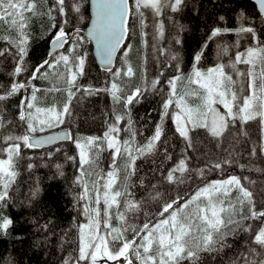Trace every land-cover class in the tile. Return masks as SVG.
<instances>
[{
	"label": "snow or ice",
	"instance_id": "obj_1",
	"mask_svg": "<svg viewBox=\"0 0 264 264\" xmlns=\"http://www.w3.org/2000/svg\"><path fill=\"white\" fill-rule=\"evenodd\" d=\"M169 3L170 0H91L93 14L88 18L91 26L84 36L78 26H73L72 32L65 30L72 23L66 7L74 11L79 23L85 21L87 9L84 0L70 5H66V0H52L46 11L38 7V0H0V25L9 33L0 36V39L15 48V56L18 57L12 73L14 78L27 71L24 62L31 38L29 28L34 17L46 16L51 21L50 28L56 30L51 40L53 48L63 49L65 45L69 46L65 50L66 54L45 59L35 67L30 79L24 82L14 79L10 88L0 94V102H3L20 94L21 90L28 92L31 89L30 95L24 96L19 104L18 120L24 128L23 134L5 132L4 129L12 121L5 122L0 113V142L5 145L0 152L6 154V158H0V235H9V230L13 228V219L4 215L3 210L12 199L10 193L20 175L18 165L24 159H31L24 155L23 150L41 148L58 140H70L77 149V156H68L67 159L74 163L77 175L73 184L80 189L74 196V201L79 206L77 211L86 222L75 225L79 239L78 255H70L63 264H199L201 253L222 250L226 246L228 235L237 231L246 233L248 239L245 240V252L240 253L233 264H264V202L257 206L253 193L241 183L240 177L230 175L223 180L211 181L188 199L177 196L164 201L158 185L153 184V191L148 198L154 202L162 201L161 207L155 217H149L145 212L142 224L134 221L143 210L144 200L136 199L133 189L137 185L132 181L137 172L136 161L146 155H154L158 151V145L163 146V123L173 106L179 109L172 119L176 131L185 141V148L177 162L166 173L161 172L162 180L158 182L161 185L165 182L173 185L186 182V174L190 175L192 172L189 168L191 158L187 151L195 147L190 133L197 129H203L215 139L217 146L223 142L229 128H235L237 123L243 126L251 121H259L264 130V39H261L255 27L242 23L239 28L213 29L209 40L234 33L239 38L247 34L253 42L244 51H237L234 58H229L228 63H217L206 71L201 70L198 65L203 56L202 50L194 56L190 75L185 76L179 63L176 64L179 74L167 81L169 93L162 104L161 122L144 144L136 141L137 133L130 115L127 117L126 127L122 129L120 125L125 123V115L118 113H114L113 121L107 124L100 136L74 137L70 131H65L62 135H36L38 132L58 128L66 120H71L72 101L80 91L88 95L109 92L115 104L123 103L127 114L130 111L128 106L133 100H137L142 92L148 91L147 86L137 87L131 95L125 97L121 95L123 88L116 82L122 72L129 79L135 76L134 69L127 60L131 44L123 52L126 70L115 71L110 88L104 89L77 84V78L84 74L87 58L86 53L79 49L85 40L94 41L102 62L111 64L113 55L128 39L129 18H139L142 42L146 46L147 40L144 38L147 33L144 29L147 24L144 10L159 16ZM182 3L183 0H174L171 11H178ZM256 4L259 6V13L264 16V0H256ZM57 16L61 18L58 28ZM241 19H244L243 14ZM158 31L162 37V24ZM239 44L237 39L235 47L239 48ZM206 47L207 43L203 48ZM7 51L8 48L0 50V56ZM228 53L227 45H218V59ZM171 59L177 60V56L173 54ZM238 65H245V70H241ZM60 66H63L67 76L58 71L54 74L65 81L66 87L62 89L52 85L43 91L45 95L64 92L66 98L62 104L53 102L42 106L43 97L38 95L42 89L31 81L41 76L47 78L49 69L55 70ZM234 75L237 79H233ZM159 82V79L153 80L151 88L156 90ZM121 132L127 134L126 139H121ZM243 134L247 135L246 132ZM261 150L264 151V145ZM255 151L253 148V155ZM105 152L109 154L107 170L99 166ZM164 152L165 159L171 160L172 156L167 154L166 148ZM232 163L228 158L209 161L206 169L198 170V175L203 178L206 170L222 172L224 165ZM33 167V163L26 165L29 170ZM55 167L57 174L62 177V166L56 164ZM240 167L243 169L244 165ZM143 183L140 180L139 186H143ZM39 192V187H36L32 191V197L35 198ZM233 193H236L235 196ZM113 219L118 222L115 226ZM245 221H257L258 224L254 228L251 223L245 224ZM43 227L47 229V224Z\"/></svg>",
	"mask_w": 264,
	"mask_h": 264
},
{
	"label": "trees",
	"instance_id": "obj_2",
	"mask_svg": "<svg viewBox=\"0 0 264 264\" xmlns=\"http://www.w3.org/2000/svg\"><path fill=\"white\" fill-rule=\"evenodd\" d=\"M84 2L87 11L83 23H79L74 11L66 7L72 22L71 25L66 26V31L72 32L73 26H78L82 29L81 35H84L83 30L90 17L89 2L88 0ZM172 2L173 0H170L159 16L144 10L147 24L144 29L147 33L144 38L147 40L146 46L142 42L139 18L131 17L128 41L119 54L114 71L105 72L97 66L91 45L87 40L79 49L86 53L87 58L84 74L77 80V84L90 86L93 89H104L110 88L115 71L126 70L123 52L130 43L131 51L127 60L133 67L135 76L129 79L122 72L116 82L123 88L121 95L125 97L131 95L135 88L147 86L148 91L142 92L137 98L139 102L133 100L128 106L130 111L125 114L123 103L115 104L109 92L101 91L88 95L80 91L72 101V119L66 120L61 127H69L74 137L100 136L106 130L107 124L113 121L114 113L125 115V123L120 125L122 129L126 127V120L130 115L137 133L136 141L138 144H144L161 122L162 104L169 93L167 81L179 74L176 71L177 63L182 73L188 76L192 72L194 56L202 50L203 56L198 66L206 68L217 63H226L230 57L234 58L237 51H244L245 47L253 43L247 34L239 38L234 33L209 40L213 29L217 27L234 29L239 28L243 23L245 26L255 27L258 35L264 39V19L251 0H183L176 12L171 11ZM76 3H80V0H66V5ZM51 4L52 0H47V3L45 0H38V7L42 11H46ZM60 19L57 16V28L60 27ZM50 24L51 21L46 16L34 17L31 20L29 28L31 38L24 62L27 71L15 78L12 73L18 58L15 56L16 49L0 39V50L9 49L0 56V94L10 88L14 79L21 82L30 79L35 67L45 59H49V41L56 33L55 29L50 28ZM161 24L162 37L158 31ZM3 35L9 33L0 25V36ZM237 39L240 41L239 48L235 47ZM205 43L207 47L203 48ZM219 44L227 45L229 53L218 59ZM68 47L67 45L63 50ZM173 54L177 56V60L171 59ZM155 79H159L160 82L156 90H153L151 82ZM31 83L41 86L40 94L44 95L43 90L51 87L47 81L42 82L40 78ZM30 90V88L28 92L21 90L20 94L0 102V113L5 122L12 121L4 129L5 132L16 134L18 130L19 134L24 133V128L18 120L19 104L24 96L29 95ZM163 127L164 135L161 137L163 146L158 145V151L154 155H146L136 161L137 172L132 181L137 187L133 191L137 200H144V205L135 223L144 222L145 212L149 217H155L162 201L177 196L188 199L205 184L228 178L230 175L241 178V183L253 193L258 207L264 202V151L261 150V146L264 145V130L259 121H251L243 126L237 123L235 128L230 127L219 146L203 129L190 133L195 144L194 149L187 151V155L191 158L189 168L192 172L190 175L186 174V182L175 185L166 182L161 185L158 182L162 180L161 172L166 173L181 157L185 141L179 136L169 116L165 118ZM245 132L247 135L243 134ZM126 138L127 134L121 132V139ZM3 146L4 144L0 142V149ZM165 148L167 154L172 156L171 160L165 159ZM253 148L256 150L255 155L252 154ZM56 149L60 150L56 151ZM23 151L24 155L31 159H24L18 165L20 175L10 193L12 199L8 202V207L3 210L4 215L12 218L14 223L9 235H0V264H63L70 255L72 257L78 255L79 239L75 225L86 222L83 215L77 211L79 206L74 201V196L80 192V189L73 184L77 172L74 163L67 159L68 156H77V149L70 141L52 147ZM108 156L109 154L105 152L99 163V166L105 170L109 163ZM225 158L231 159L233 163L224 165L222 172L206 170L203 178L198 175V170L206 169L209 161ZM28 163H33L35 167L31 170L27 169ZM56 164L62 166L64 172L62 177L57 174ZM240 165H244V168L241 169ZM140 180H143V186H139ZM153 184H157L158 190L163 193L161 202H154L148 198L149 193L153 191ZM36 187H39L40 192L33 198L32 191ZM249 223L254 228L258 224L257 221H245V224ZM45 224L47 229L43 227ZM246 239L248 236L243 231L230 233L225 241L226 246L222 250L201 253L199 264H233L240 253L245 252Z\"/></svg>",
	"mask_w": 264,
	"mask_h": 264
},
{
	"label": "rangeland",
	"instance_id": "obj_3",
	"mask_svg": "<svg viewBox=\"0 0 264 264\" xmlns=\"http://www.w3.org/2000/svg\"><path fill=\"white\" fill-rule=\"evenodd\" d=\"M172 3H174V0H173V2ZM59 54H66V52L64 51V50H61L60 52H58L57 54H55L54 56H58ZM52 59V58H51ZM229 61V60H228ZM228 61L226 62V63H228ZM213 66H215V65H213ZM213 66H208V67H206V68H204V67H200V66H198L201 70H204V71H206L208 68H210V67H213ZM238 67L241 69V70H245V68H246V66L245 65H238ZM44 71V70H43ZM61 72V73H64V75L65 76H67V72L65 71V69L63 68V66H60L58 69H55V70H53V69H49V75L47 76V78H45V77H43V76H41L40 77V80L42 81V82H44V81H47L48 83H49V86H52V85H55V86H57V87H60V88H65L66 87V84H65V81L64 80H62V79H58L57 78V76L54 74L55 72ZM226 71H228V69H226ZM191 74V73H190ZM189 74V75H190ZM80 77H78L77 78V80L79 79ZM233 79H237V77L234 75L233 76ZM36 87H38V88H40L41 86H39V85H36V84H34ZM42 87H44V86H42ZM193 87H195V86H193ZM30 93H31V90H30V92H29V95H30ZM38 95L39 96H41V97H43V100H42V106H47V105H50L51 103H53V102H57V103H59V104H62L63 103V101H64V99L66 98V96H65V93L64 92H59V93H48L47 95H44V94H40V93H38ZM217 107H219V105H217ZM179 111V109H175V107L173 106V108H170L169 109V117H170V119H171V121L174 123V121H173V119H172V117H173V115L176 113V112H178ZM221 111H223V109H221ZM175 124V123H174ZM16 125V124H15ZM62 126V125H61ZM60 126V127H61ZM59 128V127H58ZM54 129H57V128H54ZM50 130H53V129H50ZM49 131V130H48ZM47 132V131H46ZM16 134H19V132H18V130L16 131ZM37 134H40L39 132L37 133ZM3 147H5V145L3 146ZM2 147V148H3ZM0 158H6V154H4L3 152H1V156H0ZM224 179H226V178H224ZM218 180H223V179H218ZM214 181H216V180H214ZM235 194L236 193H233V196H235ZM194 195V194H193ZM117 222L115 219H113V221H112V223H113V225L115 226V225H117L118 224V222L117 223H115V222ZM102 231H103V229H102ZM110 264H111V262H110ZM185 264H187V262H185Z\"/></svg>",
	"mask_w": 264,
	"mask_h": 264
},
{
	"label": "water",
	"instance_id": "obj_4",
	"mask_svg": "<svg viewBox=\"0 0 264 264\" xmlns=\"http://www.w3.org/2000/svg\"><path fill=\"white\" fill-rule=\"evenodd\" d=\"M131 1V0H130ZM257 7V10L259 11V6L258 4H256V0H251ZM89 2V13H90V17L92 16L93 14V9H92V5H91V0H88ZM261 15V14H260ZM262 16V15H261ZM89 17V18H90ZM262 18L264 19V16H262ZM129 21H130V18H129ZM90 20L88 21V24L87 26L84 28L83 30V34L84 36H86L87 34V30L88 28L90 27ZM128 40V39H127ZM127 40L124 42L123 46L121 48H119L116 53L113 55L112 57V63L111 64H107V63H104L102 62L101 60V57L97 54V51H96V46H95V42L94 41H91L90 42V45H91V51H92V54H93V57H94V60L97 64V66L102 70V71H105V72H112L114 71V69L116 68V64H117V60H118V56H119V53L120 51L125 47L126 43H127ZM66 46V45H65ZM64 46V47H65ZM62 49H55L53 48L52 44H51V40L49 42V49H48V55L49 57H53L55 54H57L59 51H61ZM65 131H71V129L69 127H63V128H60V129H54V130H50V131H47V132H44V133H40V134H36L37 136H47V135H62ZM73 135V134H72ZM66 142H70V140H58L56 141L54 144H51V145H45L41 148H47V147H52V146H55V145H58L60 143H66Z\"/></svg>",
	"mask_w": 264,
	"mask_h": 264
}]
</instances>
